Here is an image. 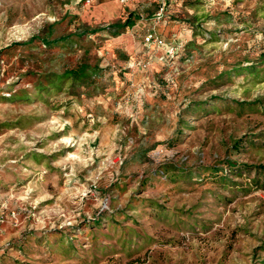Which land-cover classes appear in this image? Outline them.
<instances>
[{"label":"rangeland","instance_id":"obj_1","mask_svg":"<svg viewBox=\"0 0 264 264\" xmlns=\"http://www.w3.org/2000/svg\"><path fill=\"white\" fill-rule=\"evenodd\" d=\"M160 6L0 0V264H264V0Z\"/></svg>","mask_w":264,"mask_h":264},{"label":"built area","instance_id":"obj_2","mask_svg":"<svg viewBox=\"0 0 264 264\" xmlns=\"http://www.w3.org/2000/svg\"><path fill=\"white\" fill-rule=\"evenodd\" d=\"M92 0H87L89 3ZM121 4H126L129 0H117ZM160 3V10L162 11L164 6H165V1L166 0H158ZM143 45L146 49H153L157 48L160 49L163 52V55L161 59L172 56L174 51L176 50L175 46L168 44L163 38H161L159 35H157L155 32H150L148 31L143 38ZM148 50V51H149ZM0 219V223H1Z\"/></svg>","mask_w":264,"mask_h":264},{"label":"trees","instance_id":"obj_3","mask_svg":"<svg viewBox=\"0 0 264 264\" xmlns=\"http://www.w3.org/2000/svg\"><path fill=\"white\" fill-rule=\"evenodd\" d=\"M134 16H135L134 13H130L129 16H128V19H127V20L129 21V20H130L131 18H133Z\"/></svg>","mask_w":264,"mask_h":264}]
</instances>
